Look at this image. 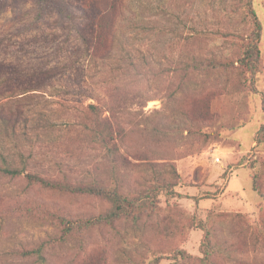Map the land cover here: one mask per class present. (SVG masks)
<instances>
[{"label": "rangeland", "instance_id": "374dc122", "mask_svg": "<svg viewBox=\"0 0 264 264\" xmlns=\"http://www.w3.org/2000/svg\"><path fill=\"white\" fill-rule=\"evenodd\" d=\"M240 4L130 0L120 52L97 62L55 15L35 23L28 0H15L0 16V62L23 72L19 84L38 85L13 97H33L27 122L2 142L14 162L24 154L26 172L69 183L97 180L130 197L169 185L138 222L78 234L50 250V264H264V142L257 143L264 125V0L252 2L262 25L257 92L237 62L254 29ZM210 58L236 67L199 73L188 65ZM89 105L98 107L97 119ZM99 125L111 126L117 138V180L106 149L84 129ZM45 207L75 218L98 215L110 203L0 177V264H34L22 252L55 232L43 220Z\"/></svg>", "mask_w": 264, "mask_h": 264}, {"label": "trees", "instance_id": "16d2710c", "mask_svg": "<svg viewBox=\"0 0 264 264\" xmlns=\"http://www.w3.org/2000/svg\"><path fill=\"white\" fill-rule=\"evenodd\" d=\"M15 0H0V16L7 12L11 3ZM34 10V22L39 23L48 20L50 16H56V23L66 31H72L75 38L80 41L83 51L93 61H106L112 59L122 47L123 34L122 24L127 17L130 0H28ZM241 10H244L254 25L250 34L251 40L241 47V58L237 62L241 69L240 76L251 79V87H255L257 64L260 55L259 43L262 37V25L253 9V0H241ZM195 72L209 73L210 71L224 70L233 71L236 62H222L215 59L197 60L192 59L188 64ZM12 66L0 62V177H8L13 180L24 178L28 187L38 186L46 191L56 193H69L76 196H90L103 198L110 203V207L98 215H86L81 217H70L69 215L50 208H42L44 222L54 227V233L48 234L34 247L22 252V256L31 259L34 264H50L48 254L51 249L64 246L73 239H80L78 234H83L102 226H112L118 221L138 222L148 209L156 208L160 190H168L166 182L150 187L145 195L130 197L124 194L116 185L110 186L101 181L69 183L66 179L54 180L39 175L36 172H26L28 156L20 155L19 162H14V157L5 152L2 142L11 138L17 129L27 122L26 107L32 100V96L26 95L21 100L13 97L17 94L30 93L38 85L33 81L20 83L22 73L11 70ZM248 74V76L246 75ZM36 95V94H33ZM4 101V102H2ZM194 104H200L194 100ZM198 106V105H197ZM90 115L98 118V107L89 105ZM200 115V113H199ZM90 137V141L101 150L106 149L108 158L112 162V175L117 180L118 166L116 141L113 128L108 126L102 128L100 125L84 128ZM264 142V125L260 128L257 143ZM29 163V162H28ZM258 190L257 186L255 187ZM263 197V196H262ZM40 205H42L40 203ZM41 208V207H40ZM38 208V209H40ZM31 215L34 210L29 208ZM206 228V227H205ZM210 230L205 229V254L210 250ZM160 260L155 259L151 264H158Z\"/></svg>", "mask_w": 264, "mask_h": 264}]
</instances>
